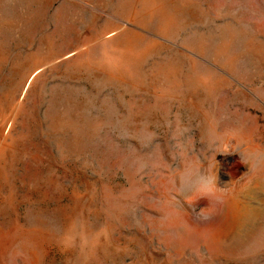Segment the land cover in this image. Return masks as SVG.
Returning <instances> with one entry per match:
<instances>
[{
  "label": "rangeland",
  "instance_id": "1",
  "mask_svg": "<svg viewBox=\"0 0 264 264\" xmlns=\"http://www.w3.org/2000/svg\"><path fill=\"white\" fill-rule=\"evenodd\" d=\"M0 264H264V0H0Z\"/></svg>",
  "mask_w": 264,
  "mask_h": 264
}]
</instances>
